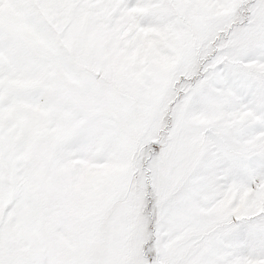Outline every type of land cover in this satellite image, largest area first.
<instances>
[{
    "label": "snow or ice",
    "instance_id": "snow-or-ice-1",
    "mask_svg": "<svg viewBox=\"0 0 264 264\" xmlns=\"http://www.w3.org/2000/svg\"><path fill=\"white\" fill-rule=\"evenodd\" d=\"M0 264H264V0H0Z\"/></svg>",
    "mask_w": 264,
    "mask_h": 264
}]
</instances>
